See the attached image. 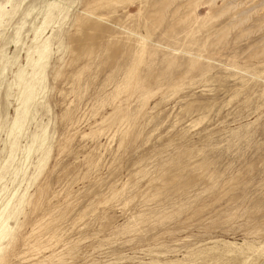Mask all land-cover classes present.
<instances>
[{"label": "rangeland", "instance_id": "obj_1", "mask_svg": "<svg viewBox=\"0 0 264 264\" xmlns=\"http://www.w3.org/2000/svg\"><path fill=\"white\" fill-rule=\"evenodd\" d=\"M6 219L0 264H264V0H0Z\"/></svg>", "mask_w": 264, "mask_h": 264}, {"label": "bare ground", "instance_id": "obj_2", "mask_svg": "<svg viewBox=\"0 0 264 264\" xmlns=\"http://www.w3.org/2000/svg\"><path fill=\"white\" fill-rule=\"evenodd\" d=\"M44 54H45V48H43L41 51H39L38 52V59H37V61H36V64L39 62V61H42L41 59H43L44 58ZM45 60V59H44ZM40 63V62H39ZM38 63V64H39ZM37 64V65H38ZM37 65L35 66V67H37ZM28 84V83H27ZM32 85H33V82L31 83ZM32 85H31V89H32ZM36 87V86H35ZM35 87H33V88H35ZM30 88V87H29ZM26 90H27V88H26ZM25 90V91H26ZM29 92H28V95L27 96H25V101H29L31 98H32V90L30 91V90H28ZM33 91H34V89H33ZM31 102V101H30ZM29 104V103H28ZM7 204V203H6ZM10 218V217H9ZM7 220V219H6ZM9 222V220H7L6 222H4L2 225H1V228H0V240H3L2 238L5 236V230H6V227H7V225L9 224L8 223ZM7 232H8V230H7ZM9 234V233H8ZM6 237V236H5ZM1 249V248H0Z\"/></svg>", "mask_w": 264, "mask_h": 264}]
</instances>
